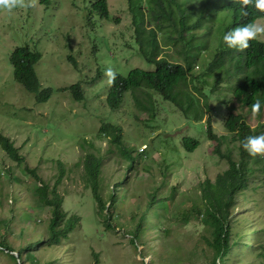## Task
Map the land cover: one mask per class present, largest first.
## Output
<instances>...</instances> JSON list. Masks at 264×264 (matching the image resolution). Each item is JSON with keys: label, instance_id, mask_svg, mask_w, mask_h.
Listing matches in <instances>:
<instances>
[{"label": "rangeland", "instance_id": "374dc122", "mask_svg": "<svg viewBox=\"0 0 264 264\" xmlns=\"http://www.w3.org/2000/svg\"><path fill=\"white\" fill-rule=\"evenodd\" d=\"M97 1L39 0L35 8L14 9L12 13L0 10V133L25 156V163L18 164L0 147V236L6 235L8 244L15 247L46 239L51 212L34 207L39 182L25 170L27 165L37 169L41 179L64 198L67 216L81 220L60 245H37L35 263L27 260L24 264H210L214 254L207 244L209 232L196 210L202 205L199 185L207 179L215 181L229 164L215 153L217 143L208 138V120L223 139L222 149H233L237 157L238 144L225 128L229 107L261 134L264 110L253 118L247 107L225 91L211 98L213 111L202 121L186 117L154 92L148 107L155 115L138 107L137 98L145 102L141 92L125 94L113 110L107 102L111 85L106 82L105 70L112 67L116 73L128 75L136 68L150 71L156 66L140 54L131 1L107 0L109 19L92 12ZM135 1L141 6L146 2ZM144 25L150 27L148 22ZM25 45L42 55L37 74L43 89L54 90L45 103H39L34 93L14 79L10 59ZM165 49V56L174 55L172 59L178 60L177 50ZM206 63L207 55L193 70L189 87L193 77L207 68ZM97 75L101 77L85 84L83 101L74 100L69 90H60ZM105 124L122 128L123 143L133 151L134 161L125 157L122 147L100 134ZM185 137L200 141L195 152L182 146ZM88 153L103 159L100 190L107 205H112L113 193L119 198V203L110 207L111 228L86 187L83 166L76 165ZM58 161L65 165L59 184ZM256 174L232 211L233 232L240 244L231 250L226 264H264V174L260 170ZM116 183H121L118 189ZM154 192L165 199L174 194L167 202L163 222L171 232L161 235L160 228L153 226L144 233L143 242L133 243L131 231L140 217L137 203L148 202ZM4 220L9 224L4 225ZM145 225H150V219ZM14 254L18 256V252ZM0 264L17 262L5 252L0 253Z\"/></svg>", "mask_w": 264, "mask_h": 264}, {"label": "trees", "instance_id": "16d2710c", "mask_svg": "<svg viewBox=\"0 0 264 264\" xmlns=\"http://www.w3.org/2000/svg\"><path fill=\"white\" fill-rule=\"evenodd\" d=\"M130 1V10L134 15L133 23L136 25L134 38L140 54L149 64L156 67L153 71L136 68L128 75L116 73L115 83L106 92L107 102L113 110L123 102L125 94L142 91L145 102L137 98L138 107L143 112L154 114L155 111L148 107L154 96L151 92H154L165 101L174 104L186 117L202 121L207 112L213 111L210 105L211 98L215 93L225 91L232 94L250 111L251 104L256 99H260L262 107L259 115H261L264 110V42L250 41L248 49L239 51L225 45L223 35L236 27L264 17V13L250 6L249 14L244 16L240 11V0H146L143 6L135 0ZM92 12L102 19H109L108 1L95 2L92 5ZM146 22L150 25L149 28L144 25ZM165 48L177 50L178 60L172 59L174 55L165 56ZM205 55L208 56L207 68L193 77L192 86L189 87V79L194 76L191 74ZM41 57L38 51L25 45L13 52L11 63L14 79L26 91L34 93L39 103H44L52 97L54 90L42 87L36 71V65ZM100 77L97 75L84 84L77 83L60 90H70L74 100L83 101L86 93L85 84H91ZM229 109L225 128L238 144L237 157L234 156L233 149L229 148L226 151L222 149L223 139L215 133L209 119L208 138L217 143L215 153L227 160L229 167L220 173L215 181L207 179L199 185L202 205L196 209L200 215L197 214L198 218L209 232L207 244L214 254L210 264H217V260L226 264L231 250L239 246V237L234 236L233 232L232 211L236 206L237 197L248 189L250 180L257 177L256 171L260 170L264 174L263 157L249 155L242 145L246 137L260 135V130H254L241 114H235L232 108ZM100 134L108 137L111 144L122 147L125 157L134 161L133 151L123 143L121 127L105 124ZM182 146L187 152L193 153L199 148L200 141L185 137ZM0 147L14 162L25 163V156L20 154V149L2 133H0ZM91 147L96 148L93 143ZM58 164L61 169L57 184L65 175L63 169L65 165L61 161H58ZM76 165L83 166L86 187L91 189L101 217L111 228L109 213L111 208L119 203V198L115 193L110 195L112 202L110 208L101 193L103 159L98 154L88 153ZM25 170L37 183L39 182V186L34 191V207L49 209L51 218L46 227V239L42 241H33L27 246L15 247L8 244L6 235L0 236V253L7 252L16 262L19 261V264H24L27 260L35 263L34 249L37 245H60L81 220L79 216H67L63 208L64 198L55 188L51 189L49 184L41 179L37 169H31L26 165ZM8 172L12 171L9 169ZM120 185L121 183H116V189ZM149 196L148 202L137 203L140 205V217L134 230L131 231L133 243L143 242L144 233L153 226L160 228L161 235L171 232L170 228L164 227L163 222L167 212V202L174 197V194H171L169 199L160 197L156 192ZM30 212L34 213V210L31 209ZM149 219L150 225L146 226L145 221ZM188 221L189 219H186V222ZM2 223L9 224L6 220ZM14 252H18V256ZM261 256H264V247Z\"/></svg>", "mask_w": 264, "mask_h": 264}, {"label": "clouds", "instance_id": "9594fccd", "mask_svg": "<svg viewBox=\"0 0 264 264\" xmlns=\"http://www.w3.org/2000/svg\"><path fill=\"white\" fill-rule=\"evenodd\" d=\"M38 3H39V0H0V10H5L8 13H12L14 9L35 8L37 7ZM240 4H241L240 11L244 16H247L249 14L248 9L250 6H254V8L258 12L264 13V0H240ZM253 40H264V17H260L243 26L236 27L232 29L231 31L226 32L223 35V43L227 45L229 48L237 49L239 51H244L248 49L250 46L249 42ZM150 71H153V70H150ZM104 75L107 77L106 82L108 85H113L115 83L116 72L113 70L112 67H108L105 70ZM250 107H251L252 117L255 118L260 113V110L262 107L261 100L256 99L251 104ZM242 145H243L244 150L247 151L249 155L253 157L257 155L264 156V134L246 137L242 141ZM17 264H19V261H17ZM217 264H219V261L217 262Z\"/></svg>", "mask_w": 264, "mask_h": 264}]
</instances>
